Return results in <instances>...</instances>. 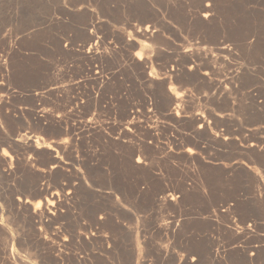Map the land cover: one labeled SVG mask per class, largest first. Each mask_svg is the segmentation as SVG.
<instances>
[{
  "label": "rangeland",
  "instance_id": "rangeland-1",
  "mask_svg": "<svg viewBox=\"0 0 264 264\" xmlns=\"http://www.w3.org/2000/svg\"><path fill=\"white\" fill-rule=\"evenodd\" d=\"M0 264H264V0H0Z\"/></svg>",
  "mask_w": 264,
  "mask_h": 264
},
{
  "label": "bare ground",
  "instance_id": "bare-ground-1",
  "mask_svg": "<svg viewBox=\"0 0 264 264\" xmlns=\"http://www.w3.org/2000/svg\"><path fill=\"white\" fill-rule=\"evenodd\" d=\"M210 8V7H209ZM211 9V8H210ZM207 10V9H206ZM205 10V11H206ZM212 10V9H211ZM210 10V11H211ZM205 18H208L209 16H210V12H208V11H206V13H204V15H203ZM211 19V18H210ZM145 27V26H144ZM138 31V36H142V38H144V36H146V35H149V34H151L152 35V32H151V30L149 29V26H147V27H145V28H141V29H139V30H137ZM136 34V33H135ZM153 34H154V32H153ZM136 36V35H135ZM148 37V36H147ZM141 38V39H142ZM185 51V50H184ZM188 51V50H187ZM226 51V50H225ZM228 53V52H227ZM226 92V91H225ZM202 121V120H201ZM204 122V121H203ZM206 123V122H205ZM209 123V122H208ZM209 126V125H208ZM248 140V139H247ZM63 142L64 141H62V142H55V147H57V148H59V149H62L63 148V146L66 144V142H64L65 144H63ZM38 144V143H37ZM37 147V146H36ZM67 147V146H66ZM65 147V148H66ZM38 148V147H37ZM254 148H256L255 146H254ZM39 149V148H38ZM65 150V149H64ZM60 151H62V150H60ZM259 152V151H258ZM251 154V153H250ZM256 154V153H255ZM8 161V160H7ZM138 162H140L139 160H137ZM30 162V161H29ZM33 162V161H32ZM142 162V161H141ZM27 166V165H26ZM237 166V165H236ZM35 167V166H34ZM61 167V161L60 160H58L57 158H55L54 159V161H53V163H52V165L51 166H49V168H48V170H42L41 172H42V174H46V173H53V172H55V171H57L59 168ZM243 167V166H242ZM28 168V167H27ZM246 168V167H245ZM6 170V169H5ZM10 170V169H9ZM32 171V170H31ZM249 172H247V174H248ZM5 174V173H4ZM49 175V174H48ZM233 178V177H232ZM260 180V179H259ZM233 181V180H232ZM261 181V180H260ZM256 182V181H255ZM36 189H37V186H36ZM49 189V188H48ZM47 188H45V187H38V192H40V194H49L50 192H48L49 190H48ZM60 190V189H59ZM62 190H63V188H62ZM260 190V189H259ZM52 192V191H51ZM54 192V191H53ZM63 192H65V191H63ZM63 194V193H62ZM233 194V193H232ZM50 195V194H49ZM48 195V196H49ZM69 196V195H68ZM237 196V195H236ZM262 196V195H261ZM63 198V197H62ZM62 198L60 197L59 198V196H58V194L57 193H52L48 198H46V201H44L43 202V207H40L41 206V204H42V202H41V204H40V201L38 202V206L39 207H37V208H40L39 210L38 209H36V210H34V211H32V213H31V219H34V218H39L40 220H44V218H52V217H54V215H55V213H56V211H57V206H56V204L58 203V201H60V199H61V202H63L62 201ZM257 198H258V196H257ZM256 198V199H257ZM176 199V198H175ZM14 200V199H13ZM167 200H168V198H167ZM16 202H17V205L19 206V207H26V206H29V204H30V201L29 200H27V199H25L24 197L22 198V196L21 197H18L16 200H15ZM14 202V201H13ZM64 202H65V200H64ZM15 203V202H14ZM31 206V205H30ZM232 206V205H231ZM231 206H229V207H231ZM228 207V208H229ZM233 208V207H232ZM17 209V208H16ZM26 209V208H25ZM228 210V209H227ZM231 212V211H230ZM235 215V214H234ZM244 215V214H243ZM247 215V214H246ZM28 216V215H27ZM56 217V216H55ZM230 217V216H229ZM241 217H243L242 215H241ZM48 219V220H49ZM53 219V218H52ZM247 220V219H246ZM231 221V220H230ZM239 221H240V219H239ZM250 221V220H249ZM231 223V222H230ZM244 224V223H243ZM255 224V223H254ZM232 227H233V225H232ZM231 228V227H230ZM237 229V228H236ZM40 231V230H39ZM238 231V230H237ZM236 231V232H237ZM250 232V231H249ZM243 233V232H242ZM39 236H40V234H38ZM35 236H36V234H35ZM241 237V236H240ZM244 237V236H243ZM40 238V237H39ZM80 238V237H79ZM50 239V238H49ZM245 241V240H244ZM236 243V242H235ZM245 243V242H244ZM45 245V244H44ZM249 248V247H248ZM252 250V249H251ZM238 251V250H237ZM238 254V253H237ZM257 258V257H256ZM187 260V259H186ZM185 262V261H184Z\"/></svg>",
  "mask_w": 264,
  "mask_h": 264
}]
</instances>
